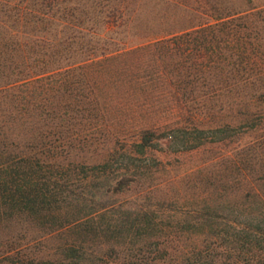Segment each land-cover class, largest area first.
<instances>
[{
	"label": "rangeland",
	"instance_id": "374dc122",
	"mask_svg": "<svg viewBox=\"0 0 264 264\" xmlns=\"http://www.w3.org/2000/svg\"><path fill=\"white\" fill-rule=\"evenodd\" d=\"M0 148L59 206L0 218V264H217L263 226L264 0H0Z\"/></svg>",
	"mask_w": 264,
	"mask_h": 264
},
{
	"label": "trees",
	"instance_id": "16d2710c",
	"mask_svg": "<svg viewBox=\"0 0 264 264\" xmlns=\"http://www.w3.org/2000/svg\"><path fill=\"white\" fill-rule=\"evenodd\" d=\"M3 152L5 151L0 148V156ZM11 161L0 160V218L14 212L38 214L40 211H44L51 213L54 208H59V206L54 204L57 199L52 193L51 186L40 179L44 178L45 175H38L37 173L41 171L40 166L36 167L37 171L33 170L29 166L30 161L25 157L22 158L21 163H13ZM259 198L264 202V196H259ZM90 213L92 212L85 214V216H79L73 221H83L89 217ZM262 213L263 226L253 225L248 229L241 228L238 224L232 226V255L221 256L217 264H264V260H261L262 258L264 259V254L256 257L255 253L251 252L253 256L249 255L248 258L240 254V251L244 253L250 252L251 245L258 246L261 250H264V211ZM215 216H217L215 213L204 212L203 214H198L197 218L207 219ZM238 216V214L236 216L232 214V222L239 223ZM191 232L194 234L199 233L197 235L200 236L206 233L197 228L191 229ZM211 233L213 234L214 232ZM228 234V232L221 230L213 234L216 238H211L214 236H209V238L202 237L201 241L204 242L202 246H206L207 239L221 240L228 237ZM189 245V249L183 259L172 262V264H213L211 263L213 258L207 253L208 250H203L201 247L198 248L193 243ZM159 248L160 246H157L155 250L159 251ZM161 257L157 256L155 258L156 264H162Z\"/></svg>",
	"mask_w": 264,
	"mask_h": 264
}]
</instances>
